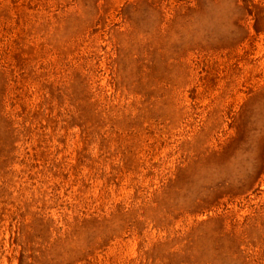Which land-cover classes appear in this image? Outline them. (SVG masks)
<instances>
[{
	"label": "rangeland",
	"instance_id": "1",
	"mask_svg": "<svg viewBox=\"0 0 264 264\" xmlns=\"http://www.w3.org/2000/svg\"><path fill=\"white\" fill-rule=\"evenodd\" d=\"M0 264H264V0H0Z\"/></svg>",
	"mask_w": 264,
	"mask_h": 264
}]
</instances>
